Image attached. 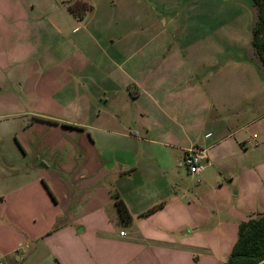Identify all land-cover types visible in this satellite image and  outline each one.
Wrapping results in <instances>:
<instances>
[{"label": "crops", "instance_id": "0c3cea01", "mask_svg": "<svg viewBox=\"0 0 264 264\" xmlns=\"http://www.w3.org/2000/svg\"><path fill=\"white\" fill-rule=\"evenodd\" d=\"M145 1L128 19L100 13L117 0L82 18L67 0H0L2 149L20 170L0 174L1 264H172L171 241L188 264H225L264 213L255 0L170 1L178 18Z\"/></svg>", "mask_w": 264, "mask_h": 264}, {"label": "trees", "instance_id": "16d2710c", "mask_svg": "<svg viewBox=\"0 0 264 264\" xmlns=\"http://www.w3.org/2000/svg\"><path fill=\"white\" fill-rule=\"evenodd\" d=\"M69 9L79 18L86 15L91 4L87 0H67ZM257 18L253 26L252 44L264 64V0H255ZM116 204L124 222L131 221V214L119 198ZM153 207L151 211L157 209ZM264 260V213H261L239 225L238 238L233 246L231 255L225 264H259Z\"/></svg>", "mask_w": 264, "mask_h": 264}, {"label": "rangeland", "instance_id": "374dc122", "mask_svg": "<svg viewBox=\"0 0 264 264\" xmlns=\"http://www.w3.org/2000/svg\"><path fill=\"white\" fill-rule=\"evenodd\" d=\"M30 1H32L31 3H34L36 6H38L39 10H41V8H42V6L46 0H30ZM87 1L90 3V0H87ZM104 1H106V0H92V3L97 4V5H103ZM117 1L120 2L117 9L115 6H112L108 9L100 8L99 9L100 13L105 11L109 15H113V16L116 15L117 16L120 13L119 11H121L123 17H126V18L128 17V19L132 16V13L134 15L138 11H140L141 14H143V12H144V14L147 15L146 9L143 8V4L146 3L145 0H117ZM131 1L134 2V7L132 6ZM158 1L167 2L166 11L169 12V14H170V12H172V14H174L177 18H178V13H177L178 11L184 12V8L180 9L178 7H175L174 5H169L170 1H174V0H158ZM28 10L29 11L31 10L30 7H28ZM97 11H98V9L93 10V15H96ZM155 12L159 13L157 11H155ZM128 28H131V24L130 23H124L123 24V41L124 42L127 41L126 36H127V29ZM132 33L133 34L135 33L134 25H133L132 30H128L129 35H131ZM112 36H113L112 42L116 41L117 40L116 37L114 35H112ZM24 77L26 78V74L24 75ZM0 82H3V78L1 76V74H0ZM79 88L80 87H76V92H78ZM26 90L29 93L30 91H32V88L27 87ZM33 90H35V89H33ZM36 90H39V89H36ZM1 92H2V90L0 91V93ZM29 106H28V108H29ZM15 140L16 139L11 135L5 136V131L2 129V127H0V174H1V177H3V178H7V176L10 178H14L20 172L19 168L17 167L18 162L17 163H15V161H13L12 163L5 162V160L7 159V154L3 153V149H2V148H8L11 145H13L15 143ZM3 145H6V146H3ZM14 165H16V166H14ZM9 174H10V176H9ZM168 248H169V251L171 254V258H172V260H174L172 264H188V259H187L186 254L181 253V252H184L183 251V244L171 241V242H169ZM259 264H264V260L261 261Z\"/></svg>", "mask_w": 264, "mask_h": 264}, {"label": "built area", "instance_id": "2783aa9c", "mask_svg": "<svg viewBox=\"0 0 264 264\" xmlns=\"http://www.w3.org/2000/svg\"><path fill=\"white\" fill-rule=\"evenodd\" d=\"M207 159V149L199 145H194L187 149L184 163L191 174H199L206 168ZM121 233L124 234L123 231Z\"/></svg>", "mask_w": 264, "mask_h": 264}]
</instances>
